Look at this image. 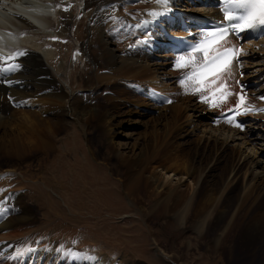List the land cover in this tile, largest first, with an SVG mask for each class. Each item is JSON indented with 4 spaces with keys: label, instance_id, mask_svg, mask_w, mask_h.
Wrapping results in <instances>:
<instances>
[{
    "label": "bare ground",
    "instance_id": "6f19581e",
    "mask_svg": "<svg viewBox=\"0 0 264 264\" xmlns=\"http://www.w3.org/2000/svg\"><path fill=\"white\" fill-rule=\"evenodd\" d=\"M46 1L54 3L55 18L48 16L51 7L41 6L40 15L27 6L13 8L17 5L13 1L5 6L9 12L5 29L19 39L0 48V153L25 156L42 165L56 150V138L72 124L80 125L90 137L95 135L92 139L109 145V157L116 161L129 199L140 204L148 219L162 223L154 235L160 237L165 231L167 241L185 251L198 243L196 248L204 247L213 258L230 255L237 248L264 251V87L242 90L239 86L264 80V38L255 41L242 36L223 43L224 47L241 46V54L219 74L215 85L201 91L205 102L194 91L199 85L191 84L190 92L173 87L178 70L167 68L177 57L162 46L156 28L148 30L151 37L143 45L141 39L148 31L128 30V26L155 21L154 11L161 22L176 29L179 16L190 23L207 16L205 6L215 0ZM208 11L218 15L215 7ZM81 14L86 20L84 36ZM59 39L67 46L73 43L74 49L57 53ZM129 45L135 49L128 50ZM81 59L83 67L92 71L91 79L78 90L70 68H76ZM57 72L67 85L61 84ZM130 88L147 95L142 99L148 100L149 111L155 114L138 112L140 118L151 117L145 123L148 132L132 146L122 143L113 150L114 138L121 134L116 101L131 95L126 92ZM100 89L113 92L112 97L97 96ZM160 94L171 97V102L163 104ZM241 97L245 103L232 122H212L236 107ZM189 135L196 139L190 141ZM188 145L196 150H188ZM17 199L16 209L0 211V264H96L89 253L78 258L64 242L47 241L43 247L30 244L25 250L18 245L21 251H17L11 237L23 234L36 221L33 208L21 202V195Z\"/></svg>",
    "mask_w": 264,
    "mask_h": 264
},
{
    "label": "rangeland",
    "instance_id": "374dc122",
    "mask_svg": "<svg viewBox=\"0 0 264 264\" xmlns=\"http://www.w3.org/2000/svg\"><path fill=\"white\" fill-rule=\"evenodd\" d=\"M50 7L49 10H53ZM83 15L81 14L84 19L81 36L85 35L86 20ZM57 44V53L67 54L74 49L73 43L68 46L62 42ZM80 61L82 62L76 68H70L73 87L78 90L83 88L86 79H91L92 71L83 67L84 59ZM61 62L64 63L62 60ZM167 69L174 70V63L171 62ZM184 72H175V79L171 83L178 91L190 92L189 84L185 87L180 83ZM57 73L61 84L67 85V79L61 77L60 72ZM257 86L260 87L256 90L264 87V80ZM100 91L101 89L97 96L102 94V99L113 95V92L107 95L105 89ZM126 92L140 99L142 95L147 98L146 94L139 95L133 88ZM201 93L197 94L199 99ZM131 95L122 96L121 102L116 101L118 129L121 134L114 138L113 150L119 149V144L122 143L132 146L148 132L147 124L151 117L140 118L139 113L149 116L155 114L149 111L148 100L142 99L141 103ZM194 117L197 119L198 116ZM216 119L212 120L215 124L219 123ZM66 131L67 135L65 133L56 138V150L51 157L42 161V165L37 160H26L25 156L8 157L5 152L0 153L1 211L16 209L19 205L18 194L23 198L21 202L30 205L36 212V221L27 227V231L11 237L12 242H15V245H11L17 251H21L20 247L23 250L29 248L30 244L43 247L47 241H52L64 242L72 252H76L78 258L89 253L96 264H100L102 260L106 264H264L263 250L252 252L237 248L230 255L225 253L213 258L206 253L204 247L197 249L198 243H193L185 251L173 241H167L165 231L162 230L160 237L154 235L162 228V223L148 219L140 204L129 199L120 173L116 172V161L109 157V145L92 139L95 135L90 137L86 128L80 125L72 124ZM189 136L190 141L196 139L193 135ZM178 141L184 142L180 138ZM186 148L196 150L194 146L190 148L188 145ZM7 173L13 175L7 177Z\"/></svg>",
    "mask_w": 264,
    "mask_h": 264
},
{
    "label": "snow or ice",
    "instance_id": "6c2138e0",
    "mask_svg": "<svg viewBox=\"0 0 264 264\" xmlns=\"http://www.w3.org/2000/svg\"><path fill=\"white\" fill-rule=\"evenodd\" d=\"M158 2L167 4V0H158ZM223 14L225 21L228 22L226 25H217L214 31L205 33L203 39L193 44L186 54L177 57L176 68L191 69L181 79L182 86L187 87V82H191L193 85H199L194 91L200 92L206 87L210 89L217 83L220 79L219 74L229 67L230 57L236 52L234 48H225L222 42L225 41L230 30L237 32L255 25H264V0H224ZM197 53L202 54V59H197ZM209 76L215 78L209 81ZM205 102H207L206 98Z\"/></svg>",
    "mask_w": 264,
    "mask_h": 264
}]
</instances>
